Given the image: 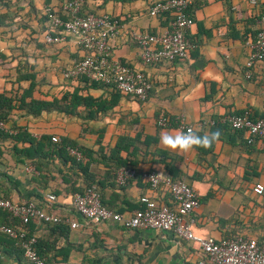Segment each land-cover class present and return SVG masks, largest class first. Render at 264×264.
I'll return each mask as SVG.
<instances>
[{
    "label": "crops",
    "instance_id": "1",
    "mask_svg": "<svg viewBox=\"0 0 264 264\" xmlns=\"http://www.w3.org/2000/svg\"><path fill=\"white\" fill-rule=\"evenodd\" d=\"M150 1L85 0L81 7L82 12L118 19L112 56L142 70L150 81L146 98L137 100L121 94L113 97V88L83 77H63L62 70L79 59L82 50L68 35L59 42H45L42 14L45 6L59 9L62 0H0V93L14 94L24 102L51 100L72 91L91 98L74 107L60 104L64 111L53 104L38 113H33L37 105L30 108L17 99L6 112L7 134L55 136L91 150L76 162H61L51 153L40 156L36 169L23 153L12 150L26 148L25 140L0 138V196L43 206L42 196L53 193L55 200L45 210L67 215L76 224L29 221L26 230L36 238L35 252L42 264H198L200 260L212 264L196 243L170 232L127 229L113 222L93 224L71 209L70 195L88 185L97 189L104 206L125 217L141 206L142 195L170 203L163 186L151 188L140 179L125 185L114 182L117 156L110 151L119 143L128 151L120 150L118 156L132 161L137 170L168 174L195 191L198 205L192 231L196 235L215 240L232 234L264 239V140L253 138L247 143L244 132L207 123L245 109L252 116L264 115V60L245 66L257 20L264 16V0H193L185 56L148 65L141 62L129 34L168 28V15L147 14ZM160 116H183L200 135L219 130L220 138L207 149H165L159 135L179 129L174 124L158 126ZM132 148L135 152L130 155ZM256 183L263 186L260 194L252 191ZM13 222L0 211V225ZM0 264L34 263L22 255L15 239L0 232Z\"/></svg>",
    "mask_w": 264,
    "mask_h": 264
},
{
    "label": "built area",
    "instance_id": "2",
    "mask_svg": "<svg viewBox=\"0 0 264 264\" xmlns=\"http://www.w3.org/2000/svg\"><path fill=\"white\" fill-rule=\"evenodd\" d=\"M85 0H62L59 9L43 7L46 28L43 32L45 42H59L65 35L71 36L81 48L82 55L70 66L62 70L65 78L83 77L111 87L125 95L144 100L150 88V81L142 70L134 68L112 56V39L119 31V21L107 13L82 12ZM193 0H151L147 7L150 16L166 14L169 16L168 28L163 32L149 33L132 30L131 42L139 49V58L143 64L153 65L171 62L185 56L190 43L187 30L193 19L188 9ZM264 60V16L257 20V29L249 43V54L245 66L250 68L255 62ZM248 76V74L246 75ZM208 124L227 125L231 130L244 132L246 142L253 138L264 140V115L252 116L248 110L222 116L218 120L209 119ZM158 126L174 124L179 130L192 128L186 124L183 116L156 119ZM0 130L7 131L0 119ZM52 141H57L51 136ZM75 159L81 154L75 147H67ZM114 182L125 185L128 181L140 179L149 187L163 186L169 194L170 203L156 201L148 196H140L141 206L125 217L104 206L95 187H85L70 195L71 209L89 223L113 222L127 229H155L170 232L180 240L196 243L202 255L212 264H264V239L232 234L217 240L204 238L192 231L195 222L193 211L198 205L195 191L183 180L174 179L168 174L155 170L139 171L135 166H119L114 173ZM252 191L260 194L263 186L254 184ZM55 200L53 193L42 196L43 206L33 200L14 202L0 196V209L10 218L17 220L23 227L16 229L9 225H0V232L16 240L22 255L34 264H42L35 252L36 238L28 235L24 226L29 221L42 223H66L70 227L76 224L67 215L47 212L44 206ZM200 260L198 264H203Z\"/></svg>",
    "mask_w": 264,
    "mask_h": 264
},
{
    "label": "trees",
    "instance_id": "3",
    "mask_svg": "<svg viewBox=\"0 0 264 264\" xmlns=\"http://www.w3.org/2000/svg\"><path fill=\"white\" fill-rule=\"evenodd\" d=\"M43 17L45 20L44 15H43ZM45 28H44V30H45ZM73 78H78V77H73ZM70 79H72V78H70ZM85 80L88 81L86 78H85ZM89 82L96 84V85L97 84L101 85L97 82H93V81H89ZM30 89H31V87H29V90ZM29 90L27 93H29ZM114 91H115V94L113 95V97L117 96L118 94L125 95V94H123L117 90H114ZM126 96H129V95H126ZM68 97H69V99H71L70 102H68V99H67ZM129 97H131V96H129ZM17 99L21 102V104H27V106L30 108H33L34 105H37V109H35V110L33 109V113H38L41 109H50L52 106H54L53 104L56 105L55 106L56 109L64 111L65 108L62 107L60 104H72V106L74 107L75 104H80V103H82V101L86 102L87 100H91V98L82 97L81 95L77 94L76 91H72L69 93H62L59 98H52L51 100L30 99L28 102H24L23 98L15 97L14 94L13 95L12 94L11 95H5L4 93H0V119L4 123L6 120V112L8 109L11 108V104H12L11 101L17 100ZM134 99H136V98H134ZM137 100H139V99H137ZM3 106L5 108H3ZM225 126L228 127L227 125H225ZM5 137H10L14 141L18 140V138H22L23 140H25L28 143V146L26 148L20 149V148H17L16 146H13L12 150L14 152L23 153L25 155V157L29 158L32 161V163L36 169H39L38 160H39L40 156L45 157L46 155H49L50 153L55 154L61 160V162H65L67 160L70 162H76L78 159H75L74 157H71L67 154V151H66L67 147H75L80 152V154L86 155L88 153L89 154L91 153V150H86L85 148L83 149L80 147H76V144L74 141L69 140V139H64V138L57 140V141H52L50 136L41 135L35 139V138L30 137L26 133H23V134L21 133L20 135H18V132H16L15 134H9V133L7 134L5 131L0 130V138H5ZM44 148L46 149V151L42 152L41 150H43ZM120 150L128 151V148L125 144L119 143L116 145L115 148L111 149V151H110V155L117 156L114 159V165H115L114 173H115V170L119 166H123V165H130L133 167L135 166V164L132 161L126 162L124 159H121L118 156V152ZM134 152H135V150L132 148V150L129 151L128 153L130 155H132V154H134ZM78 165H79V163H78ZM81 169L83 170L82 167H81ZM86 187H90V185H88ZM76 190L82 191L79 189H76ZM101 203H102V201H101ZM0 211L4 212L6 214V216L12 220V222L14 221L13 225H11V224H3V225H9V226H12L16 229H20L21 227H23L17 220L10 218L9 215L4 210L0 209ZM26 226H24L25 230H26ZM26 233L28 235H30L27 232V230H26ZM34 249H35V245H34ZM21 253H22V250H21Z\"/></svg>",
    "mask_w": 264,
    "mask_h": 264
},
{
    "label": "clouds",
    "instance_id": "4",
    "mask_svg": "<svg viewBox=\"0 0 264 264\" xmlns=\"http://www.w3.org/2000/svg\"><path fill=\"white\" fill-rule=\"evenodd\" d=\"M220 131L199 134V129L188 128L186 131H163L159 135V143L173 151L190 152L195 148H211L220 138Z\"/></svg>",
    "mask_w": 264,
    "mask_h": 264
}]
</instances>
